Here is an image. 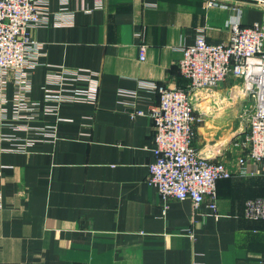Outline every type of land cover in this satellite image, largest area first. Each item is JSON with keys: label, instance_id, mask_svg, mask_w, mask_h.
<instances>
[{"label": "crops", "instance_id": "1", "mask_svg": "<svg viewBox=\"0 0 264 264\" xmlns=\"http://www.w3.org/2000/svg\"><path fill=\"white\" fill-rule=\"evenodd\" d=\"M210 1H45L46 24L29 30L39 64L30 70L28 99L43 107L46 90L94 84L96 90L90 100L63 101L54 112L15 120L14 76L5 74L0 264H264V220L245 216L246 202L264 197L261 166L247 160L253 174L237 173L242 151L234 142L244 124L229 119V101L222 100L233 78L193 96L204 118L195 125L197 150L232 172L216 183V209L208 200L197 209L189 200L164 203L148 182L149 112L159 96L139 84L187 89L178 69L184 47L199 35L225 44L232 24L264 21V2ZM61 68L95 83H48ZM201 93L209 95L204 102ZM134 107L144 114L135 115Z\"/></svg>", "mask_w": 264, "mask_h": 264}, {"label": "built area", "instance_id": "2", "mask_svg": "<svg viewBox=\"0 0 264 264\" xmlns=\"http://www.w3.org/2000/svg\"><path fill=\"white\" fill-rule=\"evenodd\" d=\"M45 1L0 0V112L5 101V74L11 71L15 120H33L40 110L54 112L52 106L63 101L90 100L96 90L95 84L93 89L77 86L64 93L46 90L43 107L28 99L30 70L39 64L38 45L31 39L29 30L46 24ZM215 5L216 0L208 2V6ZM230 30L225 44L208 43L204 35H199L192 45L181 50L178 69L188 81L187 89L139 84L140 88L152 89L159 96V103L149 112L154 147L148 182L157 189L164 203L189 200L197 209L208 200V206L216 209V183L231 177L232 172L225 164L211 161L197 150L195 125L203 121V116L196 112L193 96L197 92H210L229 78L237 81L229 91L230 97H243L242 109L247 115L244 133L234 142L242 151L237 173L253 174L246 167L247 160H251L261 166L264 182V21L251 26L234 23ZM139 57L145 58L144 46L140 47ZM90 76L61 68L49 75L48 83L73 87L79 81H91ZM133 113L144 114L135 107ZM245 206L247 218L264 220V197L250 199Z\"/></svg>", "mask_w": 264, "mask_h": 264}, {"label": "rangeland", "instance_id": "3", "mask_svg": "<svg viewBox=\"0 0 264 264\" xmlns=\"http://www.w3.org/2000/svg\"><path fill=\"white\" fill-rule=\"evenodd\" d=\"M227 82L228 81H225L224 83H222L221 84V86L222 87H225L226 85H227ZM213 91V90H212ZM212 91H210L209 93H212ZM203 95H207V96H209L207 93H201L200 94V96H201V98H202V96ZM229 98V99H228ZM228 98H223L222 100L223 101H229V102H227V103H229V107H230V109H231V112H230V115L228 116L229 117V119H231L232 120V122H234V124L235 125H237V124H239V123H245V120H246V117H247V115H245V112H243V106H242V108H239L237 105H236V103H235V101H238V100H240V97L237 99L236 97H233L232 95H231V97H230V93H228ZM202 102H204V101H206V99L204 100L203 98H202ZM242 100V99H241ZM242 102H243V100H242ZM244 103V102H243ZM196 112H198V113H201V117L203 116L202 115V113L203 112H201V108H200V106H198L197 104H196ZM200 111H199V110ZM208 118V117H207ZM204 119V118H203Z\"/></svg>", "mask_w": 264, "mask_h": 264}, {"label": "water", "instance_id": "4", "mask_svg": "<svg viewBox=\"0 0 264 264\" xmlns=\"http://www.w3.org/2000/svg\"><path fill=\"white\" fill-rule=\"evenodd\" d=\"M251 1H259V2H264V0H251Z\"/></svg>", "mask_w": 264, "mask_h": 264}]
</instances>
